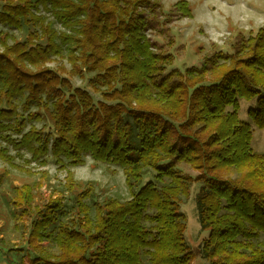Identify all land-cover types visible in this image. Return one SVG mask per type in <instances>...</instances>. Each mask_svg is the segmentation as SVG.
Here are the masks:
<instances>
[{"label":"trees","instance_id":"trees-1","mask_svg":"<svg viewBox=\"0 0 264 264\" xmlns=\"http://www.w3.org/2000/svg\"><path fill=\"white\" fill-rule=\"evenodd\" d=\"M157 1L0 0V25L26 33L0 30V134L20 136L3 139L43 166L67 170L90 157L119 167L130 195L100 199L94 185L70 179L71 205L64 196L38 204L41 186L4 197L0 174L16 224L33 216L27 245L39 255L25 257L29 264H264V153L252 149L254 131L240 116L241 102L255 101L248 115L264 129V27L232 54L168 71L174 56L147 35ZM176 7L193 18L187 1ZM63 61L70 68L49 66ZM87 76L89 89L74 87L72 78ZM0 156L15 166L2 147ZM196 184L208 234L199 251L181 210Z\"/></svg>","mask_w":264,"mask_h":264},{"label":"rangeland","instance_id":"rangeland-1","mask_svg":"<svg viewBox=\"0 0 264 264\" xmlns=\"http://www.w3.org/2000/svg\"><path fill=\"white\" fill-rule=\"evenodd\" d=\"M180 0H159L155 2L152 10H147L148 30L147 35L155 47V51L172 54L174 64L168 69L184 71L190 67H199L205 57L212 56L216 52L224 54L234 53L235 45L241 37H248L251 33L257 32L264 27V0H185L193 10V18H183L176 4ZM60 30L59 26H56ZM0 30L9 31L18 39L23 40L26 33L8 29L0 25ZM64 64L70 68L66 61L58 64L53 62L50 67L56 68ZM90 76L85 78H72L74 87L89 89ZM255 105L241 102V118L248 122L253 129L252 149L257 153H264V129L257 128L252 124L248 111ZM29 124L25 129H30ZM35 126L41 127V123L35 122ZM3 135H9L13 139L20 138L12 132L0 134V147L8 151V155L16 157L15 166L0 156V174L6 175V184L3 188L4 197L13 195L15 187L41 186L35 188L36 202L39 204L42 199L47 202L50 198L64 196L71 205L70 195L65 193L64 184L70 179L82 185L92 184L95 187L99 198L115 197L128 199L129 190L126 186L125 175L121 168L114 165L95 162L86 157L85 164L70 166L68 169H61L49 161L46 166L40 165L32 160L31 154L24 149L18 155ZM183 173L195 176L196 173L187 166H180ZM234 177L235 174H232ZM151 179L147 178L145 181ZM200 188L199 184L192 188L191 197L183 199L182 212L187 217L186 239L192 250L199 251L202 241L207 233L201 232L198 222L195 196ZM12 207L0 197V264H29L25 257H35L39 251H31L27 245L28 230L33 216L21 219L16 224L11 215ZM23 220V221H22ZM27 230V231H26ZM264 241V235L260 237ZM11 249V250H10ZM42 249L46 255H56L58 249L48 241L42 243ZM41 254V253H40ZM196 264H207L197 259Z\"/></svg>","mask_w":264,"mask_h":264}]
</instances>
